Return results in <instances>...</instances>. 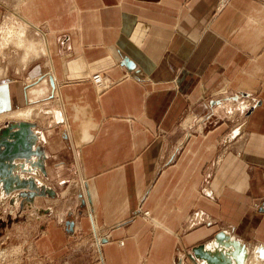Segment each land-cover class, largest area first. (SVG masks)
Instances as JSON below:
<instances>
[{
	"label": "crops",
	"instance_id": "0c3cea01",
	"mask_svg": "<svg viewBox=\"0 0 264 264\" xmlns=\"http://www.w3.org/2000/svg\"><path fill=\"white\" fill-rule=\"evenodd\" d=\"M18 13L41 50L0 78V116L31 120L55 99L65 131L30 124L39 140L0 157L8 179L10 160L31 166L20 177L39 191L0 204L39 208L28 230L47 264H206L194 247L221 258L228 242L264 264V0H20Z\"/></svg>",
	"mask_w": 264,
	"mask_h": 264
},
{
	"label": "rangeland",
	"instance_id": "374dc122",
	"mask_svg": "<svg viewBox=\"0 0 264 264\" xmlns=\"http://www.w3.org/2000/svg\"><path fill=\"white\" fill-rule=\"evenodd\" d=\"M19 3L20 0H0V78L4 76L8 79H11V77L8 76V70L13 67V71L15 72L17 69H21L24 65L28 63V55L25 57L24 54H29V52H32V54L34 55L38 54V51L41 50L39 42L34 39L30 28L26 24H24L21 17L19 16ZM40 33L44 37V34H42L41 30ZM27 76L28 75L26 74L25 78L21 81H18L16 79L14 80L18 82H23L24 86H26L29 85L26 80ZM46 77L47 83H49V79L52 84H54V78L52 75H47ZM37 106H40V108L42 109L40 111L39 116H34L31 120L25 121L19 118H15L13 116H0L3 117L2 121H0V127H9L12 123L18 124L21 122H27L32 125V129H36L38 131L43 132L45 136L51 134V137L55 136L57 137L58 141H60L63 137V132L65 131L63 126L64 123L60 120L58 122L56 121L57 123H54L52 114L47 113L50 112L52 109H59L57 101L55 99H45L44 101L37 100L30 104V107H33L35 109L38 108ZM30 113L33 116L35 112ZM46 138L47 140H52V138ZM57 159L70 161L71 156H69V154L67 153V148L63 150L62 154L58 155ZM49 162L50 165H53L54 158H51ZM63 173V178H67L68 176H70V174H72V171L68 169L64 170ZM50 181V179L48 180L46 178L44 183ZM44 190H46V188H44ZM28 197L30 196L28 195ZM3 205L5 207L0 204V254L4 257H1L0 264H13V262H15L14 264H47V260L45 259L44 255L39 254L36 250V247L34 246V236L32 238L30 231L28 230V225L31 224V220L33 221V219L31 218H35L34 216L39 211V208L36 210L27 209L23 213L22 208H16L15 210L13 209V212H11V207L7 206V202H4ZM16 207H18L17 204ZM36 207H38V205H36ZM29 214H32L33 217H27V215ZM144 214L145 212L143 213V217H145ZM148 217L149 216H147V218ZM18 230L24 232L27 240H25V237L23 235L17 233ZM9 232L14 233L15 235L10 238V241H7ZM10 236L11 235H9V237ZM91 236H93V234H91ZM99 239H101L100 236L97 237V243L100 242H98ZM11 242L13 243L10 244ZM101 244L102 243L96 244L95 246L97 247ZM14 246L19 247V249H17L18 251L13 252V256H10L9 254L13 250L11 248ZM97 251L100 252L99 250H96V253ZM87 252H89L90 256H92V252L94 251L89 250ZM96 253H94L93 256H95ZM94 260V262H100L101 257L99 258L98 254H96Z\"/></svg>",
	"mask_w": 264,
	"mask_h": 264
},
{
	"label": "bare ground",
	"instance_id": "6f19581e",
	"mask_svg": "<svg viewBox=\"0 0 264 264\" xmlns=\"http://www.w3.org/2000/svg\"><path fill=\"white\" fill-rule=\"evenodd\" d=\"M19 7V6H18ZM26 31V30H25ZM24 31V32H25ZM4 61V60H3ZM92 81V80H91ZM92 83H93V81H92ZM94 84V83H93ZM95 85V84H94ZM95 87H96V85H95ZM96 88H98V87H96ZM98 89H101V88H98ZM7 116V115H6ZM5 116V117H6ZM8 116H13V117H15V118H19V119H22L23 121H25V120H29L30 118H31V113L29 112V111H22V110H20V111H17V112H14V113H11V114H9ZM7 116V117H8ZM2 118L3 117H0V121H2ZM10 118V117H9ZM14 119V118H13ZM17 124V123H16ZM29 128V127H28ZM10 131V130H9ZM29 134V135H28ZM27 135H28V137H27V139H29L30 140V142H31V145L32 144H35L36 142H37V140H39V137L40 136H38V135H36L35 133H28ZM26 135V136H27ZM27 139H24L23 140V142L24 141H27ZM2 141L0 140V146H2ZM38 144V143H37ZM34 150V149H33ZM8 155H10V154H6V155H3V157H7ZM32 156V155H31ZM5 160H4V162H6L7 161V158H4ZM29 159V158H28ZM27 159V160H28ZM1 161V160H0ZM8 166H9V168H10V171H9V176L11 177L10 179H8L9 177L6 175V166H5V170H3V171H1L0 172V200H2V199H5L6 197H8V196H10L11 194H12V192L15 190H13V188H15V187H18V189H22L23 187H27L28 186V183H31V185H30V188L32 189V194L30 195V196H32V197H28V195H26V197L24 198V201H27V202H29V203H33V200H34V198L36 197L35 195L36 194H38V187H37V185H34V184H32V183H34V182H32L31 181V179H28V181H26L25 180V178H21L20 177V173L21 172H23V171H25V172H29V171H31L32 172V170L30 169L31 168V166L29 167V165H27L28 167H22L21 165H19V166H17L16 165V163H14V164H12L11 163V160H10V162H8ZM4 168V167H3ZM2 168V169H3ZM1 170V169H0ZM13 170H14V174H12L13 173ZM35 171V170H34ZM17 189V190H18ZM29 189V188H28ZM22 191V190H21ZM37 200V199H36ZM6 202V201H5ZM36 202V201H35ZM11 204H12V202H11ZM10 204V205H11ZM16 204H19L20 205V202H18L17 201V199H15L14 200V202H13V205H14V207H16ZM24 207L25 206H23V209H24ZM32 207V206H31ZM22 209V210H23ZM206 245V244H205ZM214 245V244H213ZM217 245V244H216ZM234 245V243H231V242H228V243H226V244H220V245H217L216 247L218 248H216V247H214L213 248V251H218V252H222L223 254H224V257L225 258H227V260H228V262L230 263L231 262V264H233V263H235V264H244V262H245V256H246V251L244 252V249H243V247L241 246L240 247V251H238L240 254H242V257H238L237 255H235V252L234 251H232L231 250V248L230 247H232ZM11 249H13L12 250V252L9 254L10 256H13L14 254H13V252L14 251H18L17 249H19V247H17V246H14V247H12ZM211 249V248H210ZM235 250H238V249H235ZM242 250V251H241ZM245 253V254H244ZM2 255H7V254H2ZM1 257H4V256H1V254H0V259H1ZM221 260V259H220ZM233 262V263H232ZM15 262H13V264H14ZM259 263V262H258Z\"/></svg>",
	"mask_w": 264,
	"mask_h": 264
},
{
	"label": "water",
	"instance_id": "95a60500",
	"mask_svg": "<svg viewBox=\"0 0 264 264\" xmlns=\"http://www.w3.org/2000/svg\"><path fill=\"white\" fill-rule=\"evenodd\" d=\"M123 64L128 68L133 67V62L125 58L123 60ZM29 127V128H28ZM10 130V131H9ZM30 132V123L21 122L18 124L12 123L9 127H6L0 132V140L2 141V148H0V154L3 160V155L11 154L14 158L18 154H22L25 148L31 147V142L29 139H26V135ZM9 160V159H8ZM0 169H2L5 165L4 163H0ZM262 210L264 211V203L261 206ZM196 257L202 258L206 261V264H222L220 260L224 254L221 252V258H218L217 255L210 252L209 249H206L204 245H199L194 247L192 250ZM228 264H231V262Z\"/></svg>",
	"mask_w": 264,
	"mask_h": 264
},
{
	"label": "built area",
	"instance_id": "2783aa9c",
	"mask_svg": "<svg viewBox=\"0 0 264 264\" xmlns=\"http://www.w3.org/2000/svg\"><path fill=\"white\" fill-rule=\"evenodd\" d=\"M91 80L93 81V83L96 85V87L98 88H103L105 87V82H104V78L100 73H95L92 75Z\"/></svg>",
	"mask_w": 264,
	"mask_h": 264
}]
</instances>
